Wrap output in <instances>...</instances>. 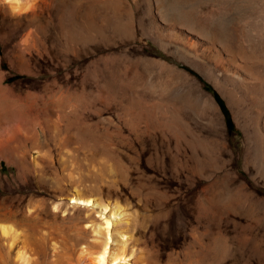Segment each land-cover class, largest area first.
Listing matches in <instances>:
<instances>
[{"label":"rangeland","instance_id":"rangeland-1","mask_svg":"<svg viewBox=\"0 0 264 264\" xmlns=\"http://www.w3.org/2000/svg\"><path fill=\"white\" fill-rule=\"evenodd\" d=\"M142 10L127 0L119 24L111 21L91 40L83 33L64 42L51 28L11 30L0 6V111L9 110L28 137L23 244L17 242L25 261H16L13 248L9 264L87 263L80 247L94 250L86 223L94 219L67 205L75 190L118 202L128 224H138L159 251L189 250L198 236L213 264H264V167L246 156L244 123L237 124L213 77L207 81L185 55L143 35ZM164 65L188 70L220 119L211 110L192 117L159 98L146 84ZM14 160L16 151L9 165L0 164L13 207L20 200Z\"/></svg>","mask_w":264,"mask_h":264},{"label":"bare ground","instance_id":"bare-ground-1","mask_svg":"<svg viewBox=\"0 0 264 264\" xmlns=\"http://www.w3.org/2000/svg\"><path fill=\"white\" fill-rule=\"evenodd\" d=\"M130 2L137 9L144 8L141 15L146 22L139 21L142 22L140 26L146 38L157 45L169 46L185 55L189 59L188 67L207 81L211 82L210 77L214 78L212 83L226 99L237 124L239 125L241 119L244 123L248 142L246 156L249 155L248 157L253 159L252 162L258 169H263L264 0H130ZM126 5L127 0H0V6L8 12L11 30H16L20 26L51 28L64 42L69 38L80 41L83 33L86 34L87 40H91L94 37L92 32H100L103 26L111 21L119 24ZM113 26L114 29H120L119 26ZM160 71L163 76L160 72L157 80L148 81L146 84L159 98H167L174 109L190 111L192 117L200 118L204 112L211 110L215 111L220 119L215 101L201 89L199 81L188 70L177 69L175 74L174 70L164 65ZM1 111L0 164L4 161L9 165L13 152H17V161L13 162L16 163L17 176L20 178V186L17 189L20 200L18 205H15L16 208L13 207L10 199L12 195L9 193L10 177L0 173V264H9L10 251L13 248H16V261L23 263L25 254L17 242H23L20 238L23 233L25 211L23 204L25 192L22 187H26L24 164L28 160L22 151V145L28 137L25 129L17 125L20 122L14 124L10 121L9 110ZM247 111L249 123L246 118ZM208 120L211 121L209 118ZM212 130L216 133L215 124ZM220 132V136L226 139L227 134L222 128ZM78 188L75 189L79 190ZM83 195L75 190L66 198V203L88 216L92 215L95 221L86 220V223H90V233L95 242L94 250L89 252L87 246L80 247V253L89 256L86 258V264H210V253L200 248L202 241L198 236L192 237L189 250L179 253L159 251L151 239L139 231L138 224L135 222L128 224L127 210L118 202L109 203L91 195ZM213 240L215 236L212 237L211 241Z\"/></svg>","mask_w":264,"mask_h":264}]
</instances>
